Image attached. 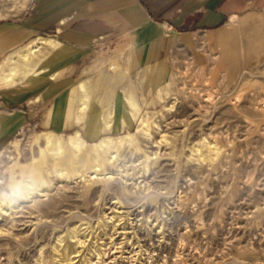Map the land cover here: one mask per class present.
<instances>
[{
    "label": "rangeland",
    "instance_id": "rangeland-1",
    "mask_svg": "<svg viewBox=\"0 0 264 264\" xmlns=\"http://www.w3.org/2000/svg\"><path fill=\"white\" fill-rule=\"evenodd\" d=\"M30 1L0 0V20ZM104 43L88 83L110 60L125 102L105 114L114 130L88 137L82 123L31 120L0 149V264H264V35L228 53L208 36L181 42L151 85L132 48ZM50 130L68 146L58 158Z\"/></svg>",
    "mask_w": 264,
    "mask_h": 264
},
{
    "label": "crops",
    "instance_id": "crops-1",
    "mask_svg": "<svg viewBox=\"0 0 264 264\" xmlns=\"http://www.w3.org/2000/svg\"><path fill=\"white\" fill-rule=\"evenodd\" d=\"M40 35L55 43L29 66L30 72L38 69L22 84H0V149L31 120L57 130L82 123L88 137L114 130L105 114L125 102L112 88L110 60L101 61L99 83H88L100 65L96 42L116 41L124 52L132 48V68L145 66L142 82L156 84L165 68L159 59L181 42L208 36L228 53L240 39L260 41L264 0H32L21 16L0 20V61Z\"/></svg>",
    "mask_w": 264,
    "mask_h": 264
},
{
    "label": "bare ground",
    "instance_id": "bare-ground-1",
    "mask_svg": "<svg viewBox=\"0 0 264 264\" xmlns=\"http://www.w3.org/2000/svg\"><path fill=\"white\" fill-rule=\"evenodd\" d=\"M54 43H55V40L53 38L40 35V36L30 40L26 44L22 45L20 48L9 53L6 56V58L4 59V63L0 66L1 70H2L1 76H0V81H2L3 83L11 84V83L19 81V79L24 78L23 76L25 75L26 68L29 67L34 62V60H35L34 57L36 56L37 58H39V56H40L39 51H40L41 46L43 44L52 45ZM35 63H36V61H35ZM106 82H107V80H106ZM82 84H84V83H82ZM81 95H83V94H81ZM40 138L41 137H39V139ZM42 138L46 141V147L53 152V155L56 158H58L59 153L64 152L68 147V146H66L65 141L62 139L61 135L58 134L57 132H54L53 130L44 131ZM104 141L106 143L107 150H109V149L111 150V147H112L111 141L108 138L104 139ZM83 142H85V140L81 136L80 132L77 131L75 133V142H73L72 146L74 147V149H76L79 152L80 156L82 154L81 153L82 152L81 146H83ZM86 148L88 149V151H90L89 147H86ZM118 148H119V146H118ZM96 153L98 154L97 155L98 159H101L103 156V153L102 154H101V152H96ZM76 158H78V157H75V159ZM96 161H97V159H96ZM23 168H24V166H23ZM61 172H62V170H61ZM15 185H17V184H15ZM18 190L15 192L16 196H18L19 193L21 194V189L19 188ZM11 199H13V198H11Z\"/></svg>",
    "mask_w": 264,
    "mask_h": 264
}]
</instances>
